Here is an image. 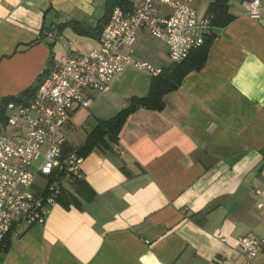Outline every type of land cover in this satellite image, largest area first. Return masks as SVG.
I'll return each instance as SVG.
<instances>
[{
  "label": "crops",
  "instance_id": "1",
  "mask_svg": "<svg viewBox=\"0 0 264 264\" xmlns=\"http://www.w3.org/2000/svg\"><path fill=\"white\" fill-rule=\"evenodd\" d=\"M212 1L200 0V10ZM103 2L0 0V99L35 87L54 59L97 48L99 39L70 29L56 37L54 27L70 19L94 26ZM242 3L229 1L234 19L214 31L204 67L164 95L162 111L131 113L111 150L82 157L93 198H79V207L56 202L41 223L9 235L0 264H264V250L245 262L237 243L264 225V0L258 18ZM134 44L136 60L169 66L164 42L138 32ZM124 72L111 81L120 91L112 86L89 112L96 91L88 108L74 107L68 144L83 143L89 118L95 126L147 93L152 77Z\"/></svg>",
  "mask_w": 264,
  "mask_h": 264
},
{
  "label": "built area",
  "instance_id": "2",
  "mask_svg": "<svg viewBox=\"0 0 264 264\" xmlns=\"http://www.w3.org/2000/svg\"><path fill=\"white\" fill-rule=\"evenodd\" d=\"M242 6L249 17H259L261 0L243 1ZM209 19L200 10V0H137L131 9L115 7L97 48L54 59L30 101L7 104L6 124L0 126V242L41 223L66 179L81 178L82 157L62 151L74 107L88 108V94L108 92L113 78L128 68L150 77L162 73L161 67L134 58L137 33L164 42L170 64H179L203 45ZM36 175L42 177L38 187ZM237 243L245 262H251L264 250V225L259 235H243Z\"/></svg>",
  "mask_w": 264,
  "mask_h": 264
},
{
  "label": "trees",
  "instance_id": "3",
  "mask_svg": "<svg viewBox=\"0 0 264 264\" xmlns=\"http://www.w3.org/2000/svg\"><path fill=\"white\" fill-rule=\"evenodd\" d=\"M103 1V14L94 26L70 19L66 22L55 25L54 29L56 30V37H59L64 30L70 29L78 36L98 40L104 25L107 23L110 14L115 7H121L124 10L132 8L130 0ZM229 1L230 0H214L207 6L204 13L210 16L209 28L205 34L202 46L192 50L188 57L181 63L170 64L162 70L160 75L152 77L149 83L148 91L144 96L129 97L127 99V105L119 110L113 117L107 120H99L96 125L88 131L81 145L73 147L65 141L62 149L63 154L75 152L81 157H86L95 148L103 151L111 150L112 146L118 141L119 132L126 118L131 113L140 109L162 111L165 106L163 98L164 95L177 90L181 80L186 74L191 71H199L204 67L207 58L208 46L214 37V31L225 27L234 19V16L229 13ZM51 31L53 30L50 28L42 30L40 32V39L42 40L45 37V34ZM48 46L52 49L54 43H49ZM52 58L53 57L51 56V60ZM40 79L41 77L37 80L35 87L26 89L19 95L7 96L0 99V125L6 124L5 108L7 104L10 102L30 101L36 93ZM260 151L264 157V146ZM67 186H69L72 191L68 190ZM93 196L94 192L82 178L72 177L66 179L64 182V185L56 198V202L64 207H69L70 205L79 207V198L91 200ZM197 217H201L203 219L202 215H198ZM7 239L8 238L6 237L0 242V255L6 251L8 242Z\"/></svg>",
  "mask_w": 264,
  "mask_h": 264
},
{
  "label": "rangeland",
  "instance_id": "4",
  "mask_svg": "<svg viewBox=\"0 0 264 264\" xmlns=\"http://www.w3.org/2000/svg\"><path fill=\"white\" fill-rule=\"evenodd\" d=\"M232 1H233V0H231V2H232ZM81 41H83V42L78 43V46H79V50H80V51H83V50H85V48H86V45H85L86 41H85V40H81ZM59 43H60V48H62V49H66V48L69 46V44H70L69 41L65 40L64 38L59 39ZM134 50H135V44H134ZM168 62H169V61H168ZM169 65H170V62H169ZM135 71H137V72H135ZM135 74H136L137 76H138V75H141V76H143V77H147V74H146L145 72H142V71L137 70V69H136V70H135V69L127 70V71L124 72L123 75H124L125 77H127L129 80H132V79H135ZM129 80L122 82V83H121V87H130V86H131V82H130ZM112 86H113V87L115 86L114 90H118V91H120V90H119V87H118V86H119L118 83L113 81V82L110 83L109 92H110L111 89L113 88ZM124 89H128V88H123L122 91H126V90H124ZM93 92H95V91H93ZM93 92H92V93H93ZM92 95H94V96L96 97L97 101H95V102L91 105L90 109L85 110V111H87V112L91 111V110L93 109V107H95V106H97L98 104H100V103H99V100H101V98H102L103 96H105L106 93L96 91V92L93 93ZM94 124H95V121L92 120V118H89V120H88L87 123L84 125V127L87 128V129H89V128H92V127L94 126ZM0 126H4V125H0ZM6 131L9 132V131H11V129L6 128ZM40 162H41V159H38L37 161H35L34 165H38ZM34 165H32V167H31L33 173H35V170H36V169L34 168ZM41 183H42V177L36 175L35 185L38 187V186H41Z\"/></svg>",
  "mask_w": 264,
  "mask_h": 264
}]
</instances>
